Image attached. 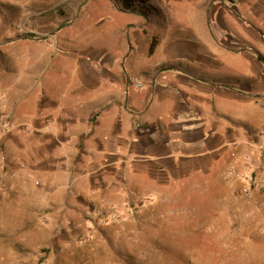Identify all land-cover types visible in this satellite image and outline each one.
<instances>
[{
	"label": "rangeland",
	"instance_id": "374dc122",
	"mask_svg": "<svg viewBox=\"0 0 264 264\" xmlns=\"http://www.w3.org/2000/svg\"><path fill=\"white\" fill-rule=\"evenodd\" d=\"M236 5L158 0L142 17L109 0H0V264H264V137L256 157L233 150L215 168L160 174L129 152H82L30 126L31 70L85 71L87 106L100 80L124 95L126 72L204 48L197 34L221 44Z\"/></svg>",
	"mask_w": 264,
	"mask_h": 264
},
{
	"label": "crops",
	"instance_id": "0c3cea01",
	"mask_svg": "<svg viewBox=\"0 0 264 264\" xmlns=\"http://www.w3.org/2000/svg\"><path fill=\"white\" fill-rule=\"evenodd\" d=\"M236 6L240 16L216 36L221 44L210 33L197 34L204 48L167 50L144 72H126L124 95L119 82L107 90L100 80L95 102L87 106L92 99L85 71L68 70L75 80H65L61 65L31 70L35 136L64 137V147L104 156L129 152L160 174L215 168L233 150L238 157H256L254 138L264 137V0H237ZM232 40L239 48L226 47ZM136 82L140 89L133 87ZM52 105L55 115L46 124Z\"/></svg>",
	"mask_w": 264,
	"mask_h": 264
},
{
	"label": "trees",
	"instance_id": "16d2710c",
	"mask_svg": "<svg viewBox=\"0 0 264 264\" xmlns=\"http://www.w3.org/2000/svg\"><path fill=\"white\" fill-rule=\"evenodd\" d=\"M113 6L121 11L135 13L136 15L146 17L145 10L149 9L150 3L158 0H109Z\"/></svg>",
	"mask_w": 264,
	"mask_h": 264
},
{
	"label": "built area",
	"instance_id": "2783aa9c",
	"mask_svg": "<svg viewBox=\"0 0 264 264\" xmlns=\"http://www.w3.org/2000/svg\"><path fill=\"white\" fill-rule=\"evenodd\" d=\"M133 87L135 89H140L141 88V84L136 82L133 84ZM5 104V96L3 94H0V108H2ZM0 129H1V125H0ZM3 130L6 129V127H2ZM262 156H263V161H264V151L262 152ZM262 169L264 170V162H263V166Z\"/></svg>",
	"mask_w": 264,
	"mask_h": 264
}]
</instances>
